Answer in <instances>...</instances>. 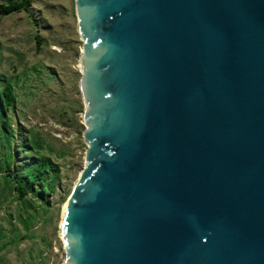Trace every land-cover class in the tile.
<instances>
[{"label":"water","instance_id":"95a60500","mask_svg":"<svg viewBox=\"0 0 264 264\" xmlns=\"http://www.w3.org/2000/svg\"><path fill=\"white\" fill-rule=\"evenodd\" d=\"M86 163L64 264H264V0H75Z\"/></svg>","mask_w":264,"mask_h":264},{"label":"rangeland","instance_id":"374dc122","mask_svg":"<svg viewBox=\"0 0 264 264\" xmlns=\"http://www.w3.org/2000/svg\"><path fill=\"white\" fill-rule=\"evenodd\" d=\"M31 4L29 13L0 15V84H11L16 94L15 126L23 135L31 130L34 155L52 159L60 177L51 193L30 190L19 197L11 188L18 183L13 174L12 184L4 175L3 159L14 150L0 139V264H64L61 215L86 163L88 144L78 84L83 39L75 0Z\"/></svg>","mask_w":264,"mask_h":264},{"label":"trees","instance_id":"16d2710c","mask_svg":"<svg viewBox=\"0 0 264 264\" xmlns=\"http://www.w3.org/2000/svg\"><path fill=\"white\" fill-rule=\"evenodd\" d=\"M31 7V0H3L0 3V15H6L14 11L29 13ZM34 38L37 50H39L41 38L38 33L34 35ZM15 100L16 94L13 91L12 85L1 83L0 139L3 138L6 145L13 147L14 150L13 154L3 159L8 165L4 175L8 177L7 179L12 184L13 174L18 183L12 184L11 188L17 192L19 197L25 196L30 190H34L38 194L51 193L55 190L60 177L57 165L50 158H39L34 155V146L30 140V137L33 136L31 130L28 129V133L23 135L21 127L15 126L16 123L14 124L15 121L12 119V112L15 110L16 105ZM0 161H2L1 158ZM11 165H13V168H11ZM1 170L0 168V173Z\"/></svg>","mask_w":264,"mask_h":264},{"label":"bare ground","instance_id":"6f19581e","mask_svg":"<svg viewBox=\"0 0 264 264\" xmlns=\"http://www.w3.org/2000/svg\"><path fill=\"white\" fill-rule=\"evenodd\" d=\"M66 204V203H65ZM65 204L63 205V211H62V213L64 212V209H65Z\"/></svg>","mask_w":264,"mask_h":264}]
</instances>
